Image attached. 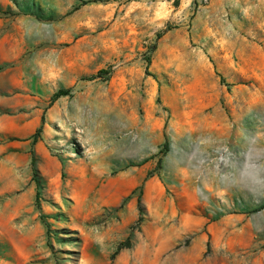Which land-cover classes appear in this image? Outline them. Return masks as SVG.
<instances>
[{
  "label": "rangeland",
  "instance_id": "rangeland-1",
  "mask_svg": "<svg viewBox=\"0 0 264 264\" xmlns=\"http://www.w3.org/2000/svg\"><path fill=\"white\" fill-rule=\"evenodd\" d=\"M0 264H264V0H0Z\"/></svg>",
  "mask_w": 264,
  "mask_h": 264
},
{
  "label": "trees",
  "instance_id": "trees-1",
  "mask_svg": "<svg viewBox=\"0 0 264 264\" xmlns=\"http://www.w3.org/2000/svg\"><path fill=\"white\" fill-rule=\"evenodd\" d=\"M109 74H110V71H107V70H100L96 73V75L90 77L89 79H96V78H108L109 77ZM70 93L69 89H60L58 90L55 94H54V97H53V100L54 99H58L60 97H65V96H68ZM168 148V144L167 142L164 143L163 145V150L166 151ZM31 165L34 166V159L32 158V161H31ZM33 171V177L35 178L36 177V172L34 169H32ZM36 201H38V193H37V196H36ZM141 209H139V214H141Z\"/></svg>",
  "mask_w": 264,
  "mask_h": 264
}]
</instances>
